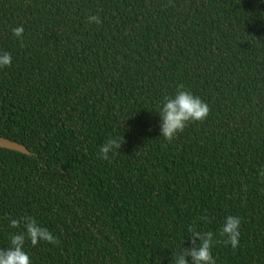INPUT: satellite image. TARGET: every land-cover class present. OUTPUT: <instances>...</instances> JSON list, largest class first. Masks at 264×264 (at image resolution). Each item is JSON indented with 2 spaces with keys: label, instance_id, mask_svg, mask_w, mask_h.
<instances>
[{
  "label": "trees",
  "instance_id": "obj_1",
  "mask_svg": "<svg viewBox=\"0 0 264 264\" xmlns=\"http://www.w3.org/2000/svg\"><path fill=\"white\" fill-rule=\"evenodd\" d=\"M4 51L0 136L29 154L0 147V248L32 216L59 241L26 239L32 264H170L189 226L214 233L216 264H264V0H0ZM179 84L210 113L169 143Z\"/></svg>",
  "mask_w": 264,
  "mask_h": 264
},
{
  "label": "clouds",
  "instance_id": "obj_2",
  "mask_svg": "<svg viewBox=\"0 0 264 264\" xmlns=\"http://www.w3.org/2000/svg\"><path fill=\"white\" fill-rule=\"evenodd\" d=\"M88 23L97 25L102 23L98 15H89ZM24 27L22 25L14 27L12 34L20 39L23 46ZM12 56L9 52H0V68L10 67ZM210 113L209 105L199 96L186 90L183 84L177 86L174 96L165 95L160 107L159 116L162 121L161 133L165 141L172 142L177 133L183 132L189 123L203 122ZM123 127V125H122ZM124 136H114L106 140L100 148V158L110 159L109 153L115 154L124 143ZM264 177V170L260 171ZM200 220L207 221V216L199 217ZM241 220L238 217L228 215L220 228V236L225 237L223 243L230 244L233 249L239 246ZM9 227L24 231L13 233L8 248H0V264H32L29 255L24 250L26 239L30 240L35 247L39 242L44 241L53 245L59 243L58 239L47 229L39 225L38 221L32 216L10 218ZM191 234V244L189 248H182L178 252L172 253L170 264H216L212 255L214 243V233L211 231L201 232L193 226L188 229ZM199 241V243H197Z\"/></svg>",
  "mask_w": 264,
  "mask_h": 264
},
{
  "label": "water",
  "instance_id": "obj_3",
  "mask_svg": "<svg viewBox=\"0 0 264 264\" xmlns=\"http://www.w3.org/2000/svg\"><path fill=\"white\" fill-rule=\"evenodd\" d=\"M0 147H4L7 149H12L21 153L29 154V150L22 144L11 140L9 138H5L0 136Z\"/></svg>",
  "mask_w": 264,
  "mask_h": 264
}]
</instances>
